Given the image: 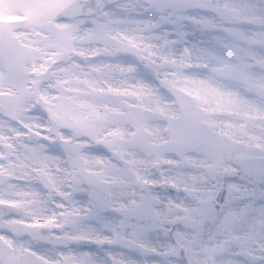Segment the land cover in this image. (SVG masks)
Listing matches in <instances>:
<instances>
[{
	"label": "snow or ice",
	"instance_id": "6c2138e0",
	"mask_svg": "<svg viewBox=\"0 0 264 264\" xmlns=\"http://www.w3.org/2000/svg\"><path fill=\"white\" fill-rule=\"evenodd\" d=\"M56 145L65 158L48 154ZM253 170L264 175V8L0 0V264H97L62 250L80 241L136 247L165 264H216L247 237L203 239L214 197L224 178ZM157 187L184 192L195 206L161 201ZM109 209L119 224L105 220ZM88 218L110 234L76 227ZM133 218L171 243L127 235ZM260 227L259 243L240 252L253 264L264 260V213ZM41 241L50 247L38 251Z\"/></svg>",
	"mask_w": 264,
	"mask_h": 264
},
{
	"label": "rangeland",
	"instance_id": "374dc122",
	"mask_svg": "<svg viewBox=\"0 0 264 264\" xmlns=\"http://www.w3.org/2000/svg\"><path fill=\"white\" fill-rule=\"evenodd\" d=\"M243 3H248L255 5L259 0H241ZM264 4V0H263ZM3 19H12L10 17H4ZM242 28L249 31H259V27L255 25L254 30L249 28ZM188 31L194 32V39L200 40L204 39L202 34L197 32L191 25L187 26ZM47 152L50 155H54L60 158H65V153L62 146H49ZM90 152L95 155H106L103 153L102 149H90ZM157 175V173H153ZM225 179V178H224ZM224 179L221 181L224 187L221 196V209L218 219L215 221L212 227L205 229L202 232V237L205 241L214 240L217 238H224L225 236H241L247 237L246 240H242L240 244L234 245L226 251L222 252L219 259L226 261L227 264H253L251 258L245 262L239 257L241 248L246 244H251L253 242L259 243L262 232L258 227L261 224V216L264 213V178L259 176H246L242 175L239 178L227 181L223 184ZM237 185L240 187L241 191L239 194H234L230 191L231 185ZM31 187L34 190L44 192L42 185L39 183H33ZM219 189L214 197H217ZM255 193H260L258 203L254 200ZM152 195L158 197L161 201H177L183 202L186 206H195L192 198L184 192H175L163 194L160 191H154ZM75 199L81 203H86L87 197L84 194L77 193ZM259 206V207H258ZM233 213H240V216H233ZM103 217L107 222L119 224L122 217L112 211L106 210L103 212ZM80 230H97L103 234H110L108 230L102 227L100 221L95 218H88L82 221L76 226ZM124 232L133 236L138 241H141L152 247H161L166 243H171L169 237L165 235L160 229L149 228L142 226L135 218H133L128 224L124 226ZM37 250L48 249L49 247L38 243L36 245ZM65 251H71L73 254H90L96 261L97 264H111L110 257L115 256L117 258H123L129 262V264H165V258H162L155 254H145L136 247L116 245H102L98 246L94 243L87 241L76 242V246L73 248L62 249ZM255 264H264V260H260L257 257Z\"/></svg>",
	"mask_w": 264,
	"mask_h": 264
},
{
	"label": "water",
	"instance_id": "95a60500",
	"mask_svg": "<svg viewBox=\"0 0 264 264\" xmlns=\"http://www.w3.org/2000/svg\"><path fill=\"white\" fill-rule=\"evenodd\" d=\"M245 175L247 176H253V175H259L261 177H264V175H262L258 170H253V171H250V172H246ZM239 176H236V177H229V178H225L224 179V183H226L228 180H234L236 178H238ZM154 190H161L163 193H174L176 192V190L172 189V188H169V187H157L155 189L152 190V192ZM223 192V187L221 188L220 192H219V195H218V198H216L214 201H215V204H214V207L216 209V216L215 218L212 220V221H209L208 223H206L204 226H203V229H207L209 227H211L214 223V221L218 218L219 216V208H220V196ZM41 244L45 245V246H48L50 247L47 243L41 241L40 242ZM74 245V242L71 243L70 245L67 246L68 247H72ZM241 258H243L245 261H247L248 257L246 255H243V254H240L239 255Z\"/></svg>",
	"mask_w": 264,
	"mask_h": 264
},
{
	"label": "bare ground",
	"instance_id": "6f19581e",
	"mask_svg": "<svg viewBox=\"0 0 264 264\" xmlns=\"http://www.w3.org/2000/svg\"><path fill=\"white\" fill-rule=\"evenodd\" d=\"M254 6H255V8H256L257 11H259L261 8H264L263 0H259V2L258 3H255ZM242 26L245 27V28H249L250 30L251 29L254 30V28H255V25H242ZM259 195H260V193H257V194L255 193V195H254V200H256L257 203H258V200H259ZM260 225L261 224L259 223L258 224V227L261 229Z\"/></svg>",
	"mask_w": 264,
	"mask_h": 264
},
{
	"label": "clouds",
	"instance_id": "9594fccd",
	"mask_svg": "<svg viewBox=\"0 0 264 264\" xmlns=\"http://www.w3.org/2000/svg\"><path fill=\"white\" fill-rule=\"evenodd\" d=\"M209 106L210 107H215L216 106V104H215V98H210V100H209ZM216 264H227V262L226 261H223V260H221V259H217V261H216Z\"/></svg>",
	"mask_w": 264,
	"mask_h": 264
}]
</instances>
